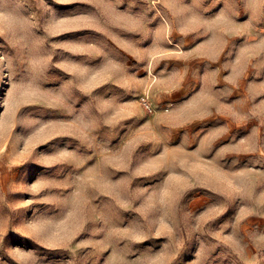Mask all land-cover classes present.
<instances>
[{
  "label": "rangeland",
  "instance_id": "obj_1",
  "mask_svg": "<svg viewBox=\"0 0 264 264\" xmlns=\"http://www.w3.org/2000/svg\"><path fill=\"white\" fill-rule=\"evenodd\" d=\"M0 264H264V0H0Z\"/></svg>",
  "mask_w": 264,
  "mask_h": 264
}]
</instances>
